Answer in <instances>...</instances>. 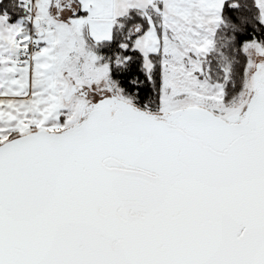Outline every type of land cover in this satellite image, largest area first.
<instances>
[{
    "label": "snow or ice",
    "instance_id": "6c2138e0",
    "mask_svg": "<svg viewBox=\"0 0 264 264\" xmlns=\"http://www.w3.org/2000/svg\"><path fill=\"white\" fill-rule=\"evenodd\" d=\"M0 264H264V0H0Z\"/></svg>",
    "mask_w": 264,
    "mask_h": 264
}]
</instances>
